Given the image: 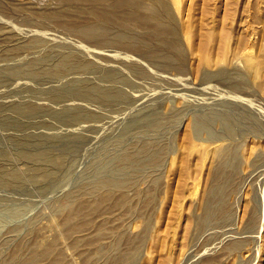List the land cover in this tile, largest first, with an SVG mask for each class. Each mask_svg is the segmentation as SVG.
I'll use <instances>...</instances> for the list:
<instances>
[{"label": "rangeland", "instance_id": "rangeland-1", "mask_svg": "<svg viewBox=\"0 0 264 264\" xmlns=\"http://www.w3.org/2000/svg\"><path fill=\"white\" fill-rule=\"evenodd\" d=\"M0 264H264V0H0Z\"/></svg>", "mask_w": 264, "mask_h": 264}]
</instances>
